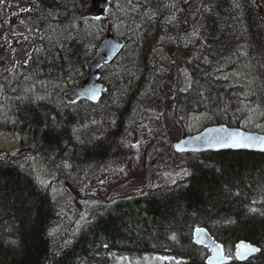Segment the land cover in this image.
I'll return each instance as SVG.
<instances>
[{"label": "trees", "instance_id": "obj_1", "mask_svg": "<svg viewBox=\"0 0 264 264\" xmlns=\"http://www.w3.org/2000/svg\"><path fill=\"white\" fill-rule=\"evenodd\" d=\"M91 2L35 0L21 17L32 31L61 32L77 19L81 24ZM149 6L156 16L146 15ZM149 6L143 5L137 15L140 36L134 32L135 37L125 41L119 55L126 58L121 69L112 67L119 56L101 68L105 89L97 102L71 100L62 91L56 97L37 95L33 90L37 83L26 79L42 74L50 80L55 77L60 85L77 80L75 74H86L89 48L80 31L63 41L43 36L40 50L33 51L27 64L20 63L15 74L5 70L7 29L0 26V86L12 114V123L0 126V134L17 132L23 139L0 148V264H204L206 250L192 239L196 226L206 227L233 253L240 241L261 249L245 261L233 259L227 264H264L263 152L180 153V162L190 174L177 182L100 197L79 209L80 203L72 200L62 212L51 188L40 184L33 157L52 169L69 155L75 175L80 176L114 160L120 137L140 109L158 108L168 99L183 125L189 114L201 110L233 127L244 120L243 86L216 72L236 58L240 44H246L250 48L246 59L264 73V0H202L190 35L186 25L164 23L161 8ZM162 38L166 39L160 43ZM160 44L171 51L166 63L155 60ZM131 46L133 60L127 57ZM185 71L192 79L187 91L182 87ZM169 76L172 98L164 90ZM100 120L117 130L118 140L97 128ZM64 220L58 236L55 229Z\"/></svg>", "mask_w": 264, "mask_h": 264}, {"label": "rangeland", "instance_id": "obj_2", "mask_svg": "<svg viewBox=\"0 0 264 264\" xmlns=\"http://www.w3.org/2000/svg\"><path fill=\"white\" fill-rule=\"evenodd\" d=\"M113 4L108 5L101 14L95 15L90 7L83 14L80 20L77 19L72 28H65L61 32L38 33L30 30L24 25L21 12L29 9L35 3V0H4L0 7V26L4 25L7 29L5 70L14 71L20 63H28L30 55L35 50H40V39L43 36L50 40L70 38L76 32L80 31L85 38L89 48V55H95L100 47L103 38L108 32H114L119 37H128V41L133 37H139L140 23L137 15L141 9V1L152 2V5L164 9L161 12V18L164 23L171 22L174 25L187 26L188 34H192V23L196 18V10L202 0H112ZM160 3V4H159ZM159 4V5H158ZM153 6L148 10L149 16L156 15ZM106 16L104 22L103 17ZM108 16V17H107ZM56 31V30H55ZM135 32V36L132 34ZM190 38V36H189ZM166 38L161 39V43ZM193 41L197 36H192ZM133 46L128 49L129 59H134L132 52ZM127 50V49H126ZM156 61L168 62L171 51L164 45L156 50ZM124 55L117 58V62L112 67H121L125 63ZM232 64L234 67H231ZM126 67V66H125ZM117 68L113 69L114 71ZM217 74L223 75L229 81L238 86H243L242 107L245 111V118L241 121L247 130L264 133V73L259 71L246 56L239 53L236 58L220 66ZM13 75V74H12ZM132 75H135L133 72ZM77 80L70 79L67 82L58 84L56 78L53 80L46 78V75H36L26 78L32 84L37 83L33 90L37 95H60L62 91L67 95V91L73 86L81 85L86 78V74H75ZM28 77V76H25ZM172 76L168 77V82L164 84V90L168 97L173 96ZM187 82L191 81L190 75L186 74ZM54 93V94H53ZM68 97V96H67ZM97 102V101H96ZM172 102L166 100L158 108H143L132 118L131 126L128 132L119 139V145L115 153V158L110 163H101L75 175L74 166L69 160V155L59 159L56 166L52 169L43 163L37 164V175L41 181L48 184L52 189L53 196L58 204L66 207L70 201L74 200L76 209L84 204L93 203L100 197H116L120 195L132 194L146 185L159 186L162 184H173L185 177L182 162L178 153L174 150V142L180 140L183 136L193 132L201 131L210 124H217V115L195 114L191 117V126L188 122L185 125L178 122L171 110ZM223 116V113H219ZM11 108L2 100V88L0 86V125L7 127L12 123ZM223 118V123L224 122ZM190 123V122H189ZM97 128L104 134H112L115 139L118 135L117 130L110 126L107 120H100ZM191 129L186 133V129ZM118 140V139H117ZM22 141L20 133L0 134V148H10ZM139 144V149L132 145ZM138 157V159H137ZM119 163L121 165H119ZM123 168V171L120 169ZM63 169L67 181H62L58 170ZM81 177V178H80ZM53 179H56L55 181ZM78 181H81L78 183ZM103 181V183H101ZM175 181V182H173ZM80 206V207H79ZM79 207V208H78ZM67 220L60 223L55 229L56 235H60L65 227ZM165 258V257H162ZM152 260L151 257H149Z\"/></svg>", "mask_w": 264, "mask_h": 264}, {"label": "snow or ice", "instance_id": "obj_3", "mask_svg": "<svg viewBox=\"0 0 264 264\" xmlns=\"http://www.w3.org/2000/svg\"><path fill=\"white\" fill-rule=\"evenodd\" d=\"M239 7V5H236ZM87 98L92 100H98L99 91L96 89H89L86 93ZM42 99L43 97H38ZM55 119V118H53ZM75 131V130H74ZM79 140V137L77 136ZM194 141H199L206 145L208 148L217 149H255L260 152H264V136H256L252 134H247L241 131H230L227 128H212L209 129L207 133L203 136H197ZM194 141L188 139H181L173 145L175 150L180 153L186 151H199V148H188L187 146ZM132 147L139 149V144L132 145ZM15 155V153H13ZM138 159V157H137ZM124 169L121 168L120 171ZM184 175H189L187 170H184ZM175 182V181H173ZM43 186H47L43 181L40 182ZM103 183V181L101 182ZM252 212H256L257 209H250ZM83 219V217H82ZM173 240L176 239L175 235L171 237ZM192 239L195 245H198L202 250H206L204 255V264H227L228 261L237 259L245 260L249 256H254V254L259 253L261 249L250 243L240 242L235 246V251L231 248H226L222 243H219L214 239L205 228L196 226L192 229ZM165 259V258H157Z\"/></svg>", "mask_w": 264, "mask_h": 264}, {"label": "water", "instance_id": "obj_4", "mask_svg": "<svg viewBox=\"0 0 264 264\" xmlns=\"http://www.w3.org/2000/svg\"><path fill=\"white\" fill-rule=\"evenodd\" d=\"M107 3H108V0H92L93 13L94 14H101L105 10ZM123 46H124V43H123L122 39L116 37L113 33H108L106 35V37L103 39L100 47L97 49L95 56L87 60V63H86L87 77H86V79L83 81L82 85L74 86L70 91H68V95L73 99H88L92 102L98 101L102 96V92H103V88H104V84L100 81L99 69L103 66L104 63H110L121 52V50L123 49ZM89 89H96L99 91L98 100H92V99L87 98L86 93ZM221 127L227 128L230 131L235 130V131H241V132H245L247 134H252V135H256V136H264V133H261V132L249 131V130H246L245 128H242V127H230L227 124L222 123V124L209 125L205 129H203L202 131L191 134V135L184 136L181 139H188L190 141H194L195 137L203 136L205 133L208 132L209 129L221 128ZM178 141H176L175 143H177ZM187 147L190 149L191 148H199L200 149L199 151H195V152L223 151V150H234V151L244 150V151L260 152V151L255 150V149L208 148L206 145H204L203 143H201L199 141H194L193 143H190ZM186 152H193V151H186ZM119 165H121V164L119 163ZM202 228H204V227H202ZM205 229L211 235L210 231L207 228H205ZM240 242L250 243L256 247H259L256 244H253L251 242H247V241H240ZM257 254L258 253L254 254V256ZM251 257H253V256H249L247 259H249ZM247 259H245V260H247ZM245 260H238V261H245ZM231 261L232 260L228 261L227 263H229Z\"/></svg>", "mask_w": 264, "mask_h": 264}, {"label": "bare ground", "instance_id": "obj_5", "mask_svg": "<svg viewBox=\"0 0 264 264\" xmlns=\"http://www.w3.org/2000/svg\"><path fill=\"white\" fill-rule=\"evenodd\" d=\"M196 54V53H195ZM147 79V78H146ZM61 86V85H60ZM202 111V110H201ZM58 170V169H57ZM61 170V169H60ZM79 176V175H78ZM81 178V177H80ZM202 227V226H201ZM204 228H206V227H204Z\"/></svg>", "mask_w": 264, "mask_h": 264}]
</instances>
